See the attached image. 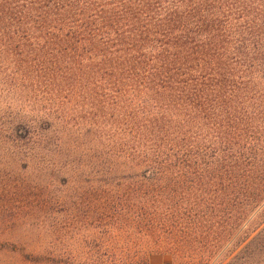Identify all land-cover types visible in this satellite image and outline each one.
<instances>
[{"label": "trees", "instance_id": "trees-1", "mask_svg": "<svg viewBox=\"0 0 264 264\" xmlns=\"http://www.w3.org/2000/svg\"><path fill=\"white\" fill-rule=\"evenodd\" d=\"M24 174L48 194L101 176L106 204L130 179L106 218L149 236L198 204L246 223L264 205V0H0V175Z\"/></svg>", "mask_w": 264, "mask_h": 264}, {"label": "rangeland", "instance_id": "rangeland-1", "mask_svg": "<svg viewBox=\"0 0 264 264\" xmlns=\"http://www.w3.org/2000/svg\"><path fill=\"white\" fill-rule=\"evenodd\" d=\"M98 108L69 104L66 110L71 116H84ZM14 179L0 175L1 199L15 195L8 206L0 202V264H245L249 254H253L252 264H264V253H257L264 238V205L242 224L233 220L236 208L223 206L216 211L209 203L198 204L192 208L196 218L191 220L186 213L182 227L162 229L149 236L135 229L130 220L123 226L121 219L106 218L115 204L122 201L128 207L131 203L130 179L114 176V182H124L129 187L109 204L102 199L105 188L100 184L104 179L101 176L81 175L78 185L59 186L57 191L50 189V194L44 188L48 177L42 178L40 186L36 184L38 178L30 174H24L21 183L10 184ZM87 180L92 181V187ZM212 193L211 188L205 192L184 188L182 192L185 198ZM55 198L65 204L49 205ZM190 204L186 201L184 209L191 211ZM221 211H231V216L219 218ZM107 222L111 226L105 227ZM156 237L184 242L157 249L152 241ZM253 238L256 242L249 245ZM30 242H42L46 251L33 250Z\"/></svg>", "mask_w": 264, "mask_h": 264}]
</instances>
